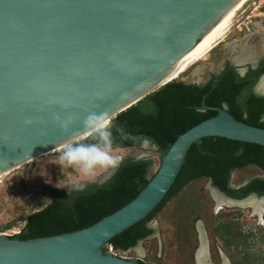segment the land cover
<instances>
[{
	"label": "water",
	"instance_id": "1",
	"mask_svg": "<svg viewBox=\"0 0 264 264\" xmlns=\"http://www.w3.org/2000/svg\"><path fill=\"white\" fill-rule=\"evenodd\" d=\"M244 1L0 0V171L88 138L93 133L83 122L90 114L112 122L167 85L160 84ZM249 64L256 69L259 60L236 65L241 76ZM215 109L218 116L160 152L158 171L151 170V181L130 203L70 233L28 240L1 233L0 264H145L111 253L110 241L164 200L194 143L218 136L264 146V128L237 120L226 107ZM57 117L71 120L68 131ZM134 159L152 160L148 154Z\"/></svg>",
	"mask_w": 264,
	"mask_h": 264
},
{
	"label": "trees",
	"instance_id": "2",
	"mask_svg": "<svg viewBox=\"0 0 264 264\" xmlns=\"http://www.w3.org/2000/svg\"><path fill=\"white\" fill-rule=\"evenodd\" d=\"M263 73L264 61L257 71H250L245 77H241L235 68L227 65L219 76L213 75L202 86L183 81L168 83L112 120L110 131L113 146L131 147L137 140L150 138L153 144L160 146V152L168 151L180 135L201 122L218 116L219 112L215 108L226 107L237 120L264 128V122L261 121L264 115V96H257L252 92L259 75ZM79 141L103 146L99 135L92 134ZM234 144H246L264 151V146L257 143H244L218 136L205 137L194 143L164 200L145 219L112 238L110 244L114 249L126 251L136 246L140 240L149 238L154 232L149 227V222L162 211L168 201L182 193L191 181L193 183L212 178L215 185L221 188L225 172L228 171L227 167L221 165V152L224 146ZM153 165V160L129 158L120 164L111 179L105 183L87 184L84 192L73 191L69 194V191L63 189H51L49 204L30 214L26 226L11 238L28 240L55 236L93 225L135 199L151 181ZM202 199L197 196L191 198L193 205L189 214L194 213L195 216L192 229L201 216L199 212H195L196 204ZM210 220L213 233L219 235L229 249L234 245L235 252L242 254L235 264H250L251 259L261 257L264 263V255L255 257V253H249L250 237L256 235L252 229L239 228L233 220H221L220 215L211 214ZM259 230L262 235L256 243L264 242V227Z\"/></svg>",
	"mask_w": 264,
	"mask_h": 264
},
{
	"label": "rangeland",
	"instance_id": "3",
	"mask_svg": "<svg viewBox=\"0 0 264 264\" xmlns=\"http://www.w3.org/2000/svg\"><path fill=\"white\" fill-rule=\"evenodd\" d=\"M249 11L245 14H237L221 42V47L216 46L206 60H201L192 66L176 81L202 83L213 72H218L220 69L222 71L229 63L242 65L236 62L237 59L252 62L263 57L264 26L259 22L249 23L246 19ZM59 154L60 150L36 156L33 160L30 159V162L0 176V234H19L27 224V217L49 204L51 189L69 191L68 187H64L65 185L76 181L86 184L94 183L112 170L97 168L94 176L85 177L81 175L78 168L58 165L56 161ZM113 154L121 157V163L140 154H148L154 161L152 173L158 171L162 159L160 151L146 139L137 140L131 147L113 146ZM192 196L203 198L202 201H198L199 204H196L195 214L199 212L201 216L195 222L194 229H192V220L195 216L194 213L189 214L193 205ZM213 198L208 179L187 185L182 193L168 201L162 211L149 222V227L154 230L149 238L139 241L136 246L126 251L118 250V253L128 257L127 259H138L145 264H199L197 251H199L202 234L200 231L199 235L197 225L202 223L208 243V261L213 264L225 262L235 264L242 254L235 252L234 245L229 249L220 236L213 233L211 214L220 215L221 220L227 221L221 216V210L215 206ZM239 211L241 216L238 226L252 229V232L256 233L250 237L249 253H255V257L264 255V242L256 243L261 239L262 232L259 228L264 221L254 216L249 209H239ZM250 264H264L263 258L251 259Z\"/></svg>",
	"mask_w": 264,
	"mask_h": 264
},
{
	"label": "flooded vegetation",
	"instance_id": "4",
	"mask_svg": "<svg viewBox=\"0 0 264 264\" xmlns=\"http://www.w3.org/2000/svg\"><path fill=\"white\" fill-rule=\"evenodd\" d=\"M219 45L221 47V41L219 42ZM263 61L264 56L259 59V65L256 69L252 68L251 64H249V70L247 74L253 70L257 71L261 67ZM227 65L235 68V70L238 72L236 65H232L230 63ZM227 65L224 67V69L227 67ZM224 69H222V71ZM222 71L220 69L218 72H213L210 77L202 83L194 82L190 84H196L198 86L205 85L212 79L213 75L219 76ZM247 74L245 76H247ZM263 75L264 73L260 74L258 79ZM217 81L218 80L216 79L215 82ZM261 121L264 122V115L262 116ZM235 141L244 142L240 140ZM221 165L228 168V171L225 172L226 175L223 178L224 181L222 182L221 188L215 185L212 178L207 179L209 181V190L214 197L213 200L217 208H219L218 206L220 203H218L217 199L215 198L213 190L218 189L220 191L218 196L221 197L220 210L223 219H226L227 221L228 219L233 220L235 223L238 222L236 223L238 226L241 216L239 209H249L254 213V216L260 217L264 221V214H258L264 210V204L259 203L264 201V191H259L257 189L261 188L264 190V151L254 149L253 147H250L246 144H234L230 146L226 145L221 152ZM190 183H192V181ZM241 202H245V205L241 204ZM197 226L200 235V231L203 230L204 225L201 223ZM260 227H264V223L263 225H260ZM242 229L249 230L245 229L244 227H242ZM200 239H202V235ZM202 246L203 243L197 253V261Z\"/></svg>",
	"mask_w": 264,
	"mask_h": 264
},
{
	"label": "clouds",
	"instance_id": "5",
	"mask_svg": "<svg viewBox=\"0 0 264 264\" xmlns=\"http://www.w3.org/2000/svg\"><path fill=\"white\" fill-rule=\"evenodd\" d=\"M252 92L257 96H264V77H260L252 88ZM57 123L68 131L71 120H61L57 117ZM84 129L99 135L102 145H88L75 139L65 142L60 150L56 163L62 167L78 168L81 175L92 177L97 168L115 169L120 166L121 157L113 154V140L110 131L111 117L104 113L90 114L83 122ZM102 133V135H100ZM60 187L59 185H56ZM69 188V194L73 191L84 192L86 183L79 181L65 185Z\"/></svg>",
	"mask_w": 264,
	"mask_h": 264
},
{
	"label": "bare ground",
	"instance_id": "6",
	"mask_svg": "<svg viewBox=\"0 0 264 264\" xmlns=\"http://www.w3.org/2000/svg\"><path fill=\"white\" fill-rule=\"evenodd\" d=\"M249 1H251V0H245L205 41H203L200 44V46L194 51V53L190 56V58L187 61L174 74H172L169 78L165 79L160 85H164L166 83H169V82H172L174 80L181 78L192 66H194L195 64H197L201 60H206L208 58L209 53L216 46L219 45L220 41L221 42L223 41L224 37L228 33V30L233 23L235 17L248 4ZM236 62H239L243 65V63H245L246 60L237 59ZM61 148L62 147L53 149L49 152H46L45 154L55 153V152L61 150ZM34 157H36V156H34ZM29 158H31V156L20 161V162H17L16 164H21L23 161L25 162ZM9 167H6L5 169L1 170L0 176L3 175L4 173H7L8 171L5 172V170H7V168H9ZM213 194H214L215 198L217 199L218 203L221 204V197L218 196L217 192L214 190H213ZM263 202L264 201H261L259 203L264 204ZM220 204L218 206L219 207L218 210L221 209ZM260 213H259V215H260ZM201 234H202V243H203L202 249L204 248L205 250L203 249V251H202V249H201V252L198 255V263L199 264H213V263L208 261V253H207L208 243H207V240L205 238V232L203 230H201ZM224 264H227V262H225Z\"/></svg>",
	"mask_w": 264,
	"mask_h": 264
},
{
	"label": "built area",
	"instance_id": "7",
	"mask_svg": "<svg viewBox=\"0 0 264 264\" xmlns=\"http://www.w3.org/2000/svg\"><path fill=\"white\" fill-rule=\"evenodd\" d=\"M248 10L249 13L246 14V19L249 23L259 22L264 26V0H251L239 13L245 14ZM109 251L115 255L123 258H128L126 256L120 255L118 250L114 249L113 245H109Z\"/></svg>",
	"mask_w": 264,
	"mask_h": 264
}]
</instances>
